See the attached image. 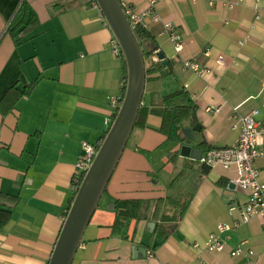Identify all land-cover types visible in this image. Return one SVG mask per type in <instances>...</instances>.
I'll use <instances>...</instances> for the list:
<instances>
[{
    "label": "crops",
    "instance_id": "1",
    "mask_svg": "<svg viewBox=\"0 0 264 264\" xmlns=\"http://www.w3.org/2000/svg\"><path fill=\"white\" fill-rule=\"evenodd\" d=\"M94 2L0 0V192L18 197L0 229V264H48L75 194L83 145L101 144L117 112L111 99H122L124 60ZM120 2L146 9L145 0ZM167 22L181 38L179 52ZM142 28L150 36L145 46L164 57L146 61L140 121L72 264H241L244 254L230 255L241 241L255 264H264L262 218L239 222L250 192L235 185L236 168H209L180 154L182 144L201 154L234 145L238 114L257 109L264 124V0H242L232 9L205 0H157ZM220 55L224 66L216 62ZM185 60L206 71L185 69ZM31 84V93L22 95ZM181 105L189 114L168 136L160 110ZM196 124L188 140L184 130ZM254 166L264 183V159ZM167 197H189L179 220H164L174 211ZM121 202L134 215L122 218ZM220 223L231 226L220 233L225 248L207 251L204 243Z\"/></svg>",
    "mask_w": 264,
    "mask_h": 264
},
{
    "label": "water",
    "instance_id": "2",
    "mask_svg": "<svg viewBox=\"0 0 264 264\" xmlns=\"http://www.w3.org/2000/svg\"><path fill=\"white\" fill-rule=\"evenodd\" d=\"M95 2L123 57L126 71L125 90L106 136L75 191L48 264H72L83 234L135 126L145 89L144 52L120 0H95ZM163 57L159 52L158 58L163 59ZM198 128L199 124L186 128L184 130L186 138L193 140L194 131ZM201 153L196 147L187 144L180 146L181 156L199 159Z\"/></svg>",
    "mask_w": 264,
    "mask_h": 264
},
{
    "label": "built area",
    "instance_id": "3",
    "mask_svg": "<svg viewBox=\"0 0 264 264\" xmlns=\"http://www.w3.org/2000/svg\"><path fill=\"white\" fill-rule=\"evenodd\" d=\"M157 0H145L146 9L144 12H138L131 7L124 8L129 22L133 28L144 26V17L155 9ZM196 1V0H192ZM209 6L215 7L218 4L223 5L226 9H232L242 2V0H205ZM94 5L97 6L96 2ZM102 18L103 15H101ZM154 21H161V18L154 14ZM165 30L168 33L170 40L173 42L175 50L179 52L182 48L181 38L179 34L173 29L171 23L164 24ZM245 40L239 41L243 44ZM111 46L113 51L120 53L119 46L114 38L111 39ZM205 54H209V49H205ZM152 62L159 61L158 52H153L150 57ZM216 62L224 66L225 62L223 56H218ZM185 69L191 70L197 75L203 74L206 70L198 62L194 60H185L183 62ZM121 99H111V106L118 110ZM219 109V108H217ZM116 113V112H115ZM258 110L254 109L247 114H238L234 118L233 129L239 131V136L236 143L228 147H211L201 154L198 159L201 164L209 168L221 166L225 169L235 167L238 176L234 180L235 185L240 189L249 190L250 194L246 203L238 209L239 222L246 223L253 216H260L264 223V183L260 180L259 171L254 166V161L258 158L264 159V124L256 119ZM99 146L89 143L83 145V155L78 159L75 167L74 183L79 182L84 173L92 163ZM77 188H75V191ZM233 209V208H232ZM237 225V223H235ZM218 233L212 232L204 243L207 251H222L225 248V239L220 235L225 231L231 229V226L226 223H220L217 226ZM245 241H241L234 249L230 251V255L235 257L244 254L246 261L241 264H255L252 259L253 251L243 248ZM195 244L194 246H197Z\"/></svg>",
    "mask_w": 264,
    "mask_h": 264
},
{
    "label": "trees",
    "instance_id": "4",
    "mask_svg": "<svg viewBox=\"0 0 264 264\" xmlns=\"http://www.w3.org/2000/svg\"><path fill=\"white\" fill-rule=\"evenodd\" d=\"M134 31L136 33V36L138 38V41H139L142 49H143L144 59H145V64H146L148 57L154 51H156V47L154 45L145 46V42L150 38V36L142 27H135ZM125 84H126V71L124 72V77H123V87H122L123 94H124V90H125ZM33 86H34V84L27 86L26 88L21 90V94L22 95H29L31 93ZM160 113H161V117H162L161 130L165 134L170 136L171 129H172L173 125L176 122H178L179 120H181L182 118H184L186 115L189 114V107L181 105V106L173 107V108H164V109L160 110ZM141 114H142V108L140 106L135 125H137L139 123ZM114 117H115V114L113 116V119H114ZM103 140H104V138H103ZM82 178L79 180V182L74 183L75 188H78ZM167 201H168L170 208L174 209V211L169 212V213L166 212L163 215L164 220H173V221L179 220L181 218V216L183 215L186 207L188 206L189 197H186L183 200L176 198V197H174L173 199L170 197H167ZM17 202H18V197L7 195V194L0 192V229H2L10 220L11 209H13V207L17 204ZM128 204H130V203L121 202L122 209H120L121 212H119V215L124 219L134 215L132 212L130 213V211L128 210V208H127ZM124 206L126 208H124Z\"/></svg>",
    "mask_w": 264,
    "mask_h": 264
}]
</instances>
